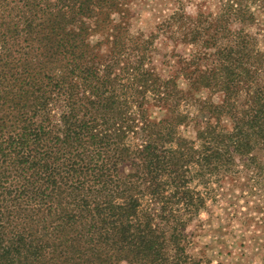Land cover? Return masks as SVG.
<instances>
[{"label":"trees","instance_id":"trees-1","mask_svg":"<svg viewBox=\"0 0 264 264\" xmlns=\"http://www.w3.org/2000/svg\"><path fill=\"white\" fill-rule=\"evenodd\" d=\"M171 1L146 34L130 0H0V264H204L215 186L264 205V0Z\"/></svg>","mask_w":264,"mask_h":264},{"label":"rangeland","instance_id":"rangeland-1","mask_svg":"<svg viewBox=\"0 0 264 264\" xmlns=\"http://www.w3.org/2000/svg\"><path fill=\"white\" fill-rule=\"evenodd\" d=\"M172 3L171 0H130V31L154 32L155 27L170 13ZM193 5L187 0L189 10ZM96 37L93 35L90 39L94 41ZM154 47L157 49L155 63L161 52L174 50L186 54L189 51V46L182 44L172 49V43L162 41V38L156 40ZM159 68L161 73H166V66ZM180 86L183 87L182 82ZM196 96L217 100V96L206 89L197 92ZM192 109L189 107V111ZM194 130L192 123L178 127L182 135L191 139L194 138ZM244 183V177L239 173L221 181L219 186H213L205 210L188 228V232L192 233L188 251L202 259L204 264H264V205L260 202L262 199L247 193Z\"/></svg>","mask_w":264,"mask_h":264}]
</instances>
